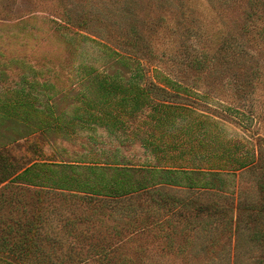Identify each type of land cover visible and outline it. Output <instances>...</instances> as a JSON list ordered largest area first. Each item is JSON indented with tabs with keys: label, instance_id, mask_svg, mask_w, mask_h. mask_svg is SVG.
<instances>
[{
	"label": "rangeland",
	"instance_id": "1",
	"mask_svg": "<svg viewBox=\"0 0 264 264\" xmlns=\"http://www.w3.org/2000/svg\"><path fill=\"white\" fill-rule=\"evenodd\" d=\"M263 13L0 0L7 246L32 227L28 264H264Z\"/></svg>",
	"mask_w": 264,
	"mask_h": 264
},
{
	"label": "trees",
	"instance_id": "2",
	"mask_svg": "<svg viewBox=\"0 0 264 264\" xmlns=\"http://www.w3.org/2000/svg\"><path fill=\"white\" fill-rule=\"evenodd\" d=\"M258 3V2H257ZM257 6V5H256ZM264 15V13H263ZM250 16V15H249ZM264 19V17H263ZM258 37L260 40H264V27H261L259 32H258ZM232 42L230 43H227V45L224 46V52L225 54H229L227 55L230 56V52L235 54V53H240L242 52V50L240 48V44L236 43L234 44V47H233V44H231ZM239 47V48H238ZM238 48V49H237ZM223 60V67H225L227 65L230 66L232 64V61L229 62L227 60V64H225V60L226 58ZM196 63V65H195ZM200 63L201 62H198L197 60H194L193 63L191 64L192 67H199L200 66ZM202 65H205V63H202ZM250 168V167H249ZM27 170L25 169L22 173L26 172ZM166 172H164L167 176H174V174H178V171H175V170H165ZM150 172H154V171H150ZM191 173V172H189ZM188 172H182V174H185V175H188L189 174ZM137 190H140L139 187H136V188H133V189H126L125 192L126 193H130L132 194L134 191L137 193ZM138 194V193H137ZM136 194V195H137ZM32 229V227H30ZM30 228L28 230H25L21 233L18 241L16 243H13L11 244V246H7V242L8 240L5 238V237H0V255H4V256H8V257H12L14 258L15 260L19 261V262H22L23 264H28L26 263V259H28L29 255L31 253L35 254L37 251H31L30 249V244L32 242L31 238L27 236L28 233L31 232ZM260 239H263V236L260 237ZM259 240L258 237L255 235L253 237V241H257Z\"/></svg>",
	"mask_w": 264,
	"mask_h": 264
},
{
	"label": "crops",
	"instance_id": "3",
	"mask_svg": "<svg viewBox=\"0 0 264 264\" xmlns=\"http://www.w3.org/2000/svg\"><path fill=\"white\" fill-rule=\"evenodd\" d=\"M2 185V184H1Z\"/></svg>",
	"mask_w": 264,
	"mask_h": 264
}]
</instances>
